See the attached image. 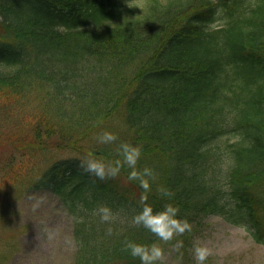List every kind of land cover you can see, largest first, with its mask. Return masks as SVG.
Segmentation results:
<instances>
[{
    "label": "trees",
    "instance_id": "trees-1",
    "mask_svg": "<svg viewBox=\"0 0 264 264\" xmlns=\"http://www.w3.org/2000/svg\"><path fill=\"white\" fill-rule=\"evenodd\" d=\"M136 1L0 0V123L29 108L33 121L29 140L0 139L1 183L29 180L58 198L73 264H141L126 244L159 246L131 222L141 179L154 213L171 204L191 225L178 248L211 216L264 245V0ZM104 132L117 139L99 142ZM124 144L140 149V179H129ZM41 153L48 166L34 173ZM89 159L119 172L101 180L82 167Z\"/></svg>",
    "mask_w": 264,
    "mask_h": 264
},
{
    "label": "rangeland",
    "instance_id": "rangeland-1",
    "mask_svg": "<svg viewBox=\"0 0 264 264\" xmlns=\"http://www.w3.org/2000/svg\"><path fill=\"white\" fill-rule=\"evenodd\" d=\"M30 111L23 115L16 112L9 121L0 123V139L29 140L33 126V121H28ZM7 151L8 145L0 143V161L7 157ZM24 159L17 155L16 164L20 165ZM32 163L34 173H40L48 166V154H39ZM2 176L1 171L0 264H73L76 251L73 221L58 198L47 191L29 188V180L5 186L1 183ZM120 185L128 184L121 178ZM171 241L159 244L164 259L157 264H196L193 253L196 245L211 253L204 264H264V245L255 242L245 229L219 217L204 219L202 228L185 250L175 244L179 241L176 236Z\"/></svg>",
    "mask_w": 264,
    "mask_h": 264
},
{
    "label": "clouds",
    "instance_id": "clouds-1",
    "mask_svg": "<svg viewBox=\"0 0 264 264\" xmlns=\"http://www.w3.org/2000/svg\"><path fill=\"white\" fill-rule=\"evenodd\" d=\"M98 139L101 143H111L114 142L117 137L113 133L104 132ZM121 149L124 163L133 169L129 175V179H140L141 174L135 170L137 161L140 158V149L127 144L121 145ZM82 167L86 172L94 174L101 180L105 179L107 176H115L119 172V163H117V166L112 167L95 159L87 160L82 164ZM143 175H152L151 170L145 168ZM141 187L145 191V195L142 197L144 206L138 214L132 217L131 222L133 226H142L163 242H169L175 236L182 235L185 231H191V225L186 220L181 221L176 218L178 209L171 204L166 205L162 211L154 213L152 207L146 203V193L150 188L146 179H141ZM162 193L166 196L169 195L167 190H162ZM97 214L100 216L101 222H112L115 218L111 209L106 206L100 207L97 210ZM180 246L182 245H177V247ZM126 250L130 252L132 257L139 258L141 264H157V262H162L164 259L163 249L156 244L145 246L129 242L126 244ZM193 253L196 264H204V261L211 254L209 249L202 245L194 246Z\"/></svg>",
    "mask_w": 264,
    "mask_h": 264
}]
</instances>
